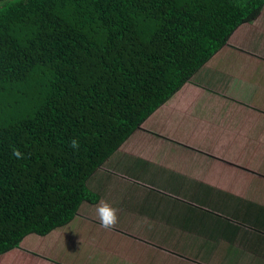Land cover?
I'll return each mask as SVG.
<instances>
[{
  "label": "trees",
  "instance_id": "obj_1",
  "mask_svg": "<svg viewBox=\"0 0 264 264\" xmlns=\"http://www.w3.org/2000/svg\"><path fill=\"white\" fill-rule=\"evenodd\" d=\"M263 8L0 0V255L95 201L87 183L96 170Z\"/></svg>",
  "mask_w": 264,
  "mask_h": 264
},
{
  "label": "crops",
  "instance_id": "obj_2",
  "mask_svg": "<svg viewBox=\"0 0 264 264\" xmlns=\"http://www.w3.org/2000/svg\"><path fill=\"white\" fill-rule=\"evenodd\" d=\"M229 42L96 170L87 183L95 201L39 236L42 253L26 250L29 235L0 264H264V20ZM124 156L157 166V178H125ZM101 201L118 209L113 228L98 220ZM56 249L78 257L57 259Z\"/></svg>",
  "mask_w": 264,
  "mask_h": 264
},
{
  "label": "rangeland",
  "instance_id": "obj_3",
  "mask_svg": "<svg viewBox=\"0 0 264 264\" xmlns=\"http://www.w3.org/2000/svg\"><path fill=\"white\" fill-rule=\"evenodd\" d=\"M262 16H260V21L264 20V8L262 10ZM237 46H239L238 44H236ZM230 47V42L227 43L223 46L222 51H226L228 48ZM232 47V46H231ZM230 49V48H229ZM217 72L219 73V75L221 76V78L224 79V76L221 75V70H217ZM226 82V81H224ZM248 97V94H247ZM249 98V97H248ZM259 109V113L264 114V107L261 106V104L258 106ZM156 143H150L149 146L155 145ZM158 143H157V148H158ZM119 151H117L116 153H114L111 158H112V162L114 163L115 160H117L118 158V154ZM115 155V156H114ZM114 156V157H113ZM118 168V172L119 169L122 171L123 176L126 177H132V178H136V179H143V180H150L153 181V179L157 178V169L158 167L156 166L155 169H153V171H151L149 169V167H147L148 165L140 160H135L131 157H126L124 156L123 159H121V161L117 164ZM107 170V169H106ZM113 175H115L113 173ZM110 177V176H109ZM108 177V178H109ZM165 186L167 190H177L178 189V185L177 184H172L169 182H165ZM191 201H193L195 203V205H199L200 207H204V205H202V198L200 196H195L191 198ZM197 223V219H195V224ZM199 223V222H198ZM42 239L39 238V236H37V238L32 239L30 241V245H32L33 247H28L26 250H30L32 253H35V249H37V253H42L43 249L45 247L44 242H41ZM35 248V249H34ZM34 250V251H33ZM56 252V257L57 259L60 260H70V261H74L78 256H76L74 254V250H71L69 253H66L65 251H61V250H54ZM19 252L21 254L18 255H22V257H26L27 254L29 253H25L23 250H19ZM28 262H24V264H27ZM92 264H95V262H93Z\"/></svg>",
  "mask_w": 264,
  "mask_h": 264
},
{
  "label": "clouds",
  "instance_id": "obj_4",
  "mask_svg": "<svg viewBox=\"0 0 264 264\" xmlns=\"http://www.w3.org/2000/svg\"><path fill=\"white\" fill-rule=\"evenodd\" d=\"M70 146L74 150H79L80 143L78 138H73L70 142ZM17 158L22 157V153L18 150L13 152ZM96 214L101 226L105 229L113 228L117 225L119 217H118V209L114 208L111 204L106 201H101L99 205L96 207Z\"/></svg>",
  "mask_w": 264,
  "mask_h": 264
}]
</instances>
